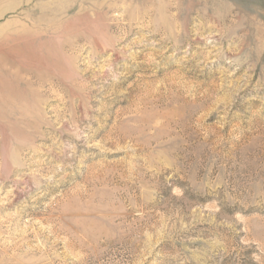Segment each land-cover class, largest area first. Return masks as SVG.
Here are the masks:
<instances>
[{"label":"rangeland","instance_id":"1","mask_svg":"<svg viewBox=\"0 0 264 264\" xmlns=\"http://www.w3.org/2000/svg\"><path fill=\"white\" fill-rule=\"evenodd\" d=\"M0 264H264V0H0Z\"/></svg>","mask_w":264,"mask_h":264}]
</instances>
